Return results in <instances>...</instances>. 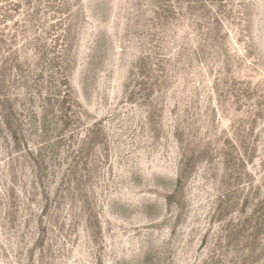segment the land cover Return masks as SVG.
Here are the masks:
<instances>
[{"label": "rangeland", "instance_id": "374dc122", "mask_svg": "<svg viewBox=\"0 0 264 264\" xmlns=\"http://www.w3.org/2000/svg\"><path fill=\"white\" fill-rule=\"evenodd\" d=\"M0 264H264V0H0Z\"/></svg>", "mask_w": 264, "mask_h": 264}]
</instances>
